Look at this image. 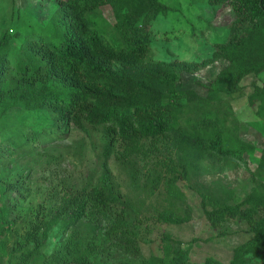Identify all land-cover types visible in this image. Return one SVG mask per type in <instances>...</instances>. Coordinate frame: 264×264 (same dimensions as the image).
<instances>
[{
  "label": "trees",
  "instance_id": "obj_1",
  "mask_svg": "<svg viewBox=\"0 0 264 264\" xmlns=\"http://www.w3.org/2000/svg\"><path fill=\"white\" fill-rule=\"evenodd\" d=\"M7 1L20 18L4 20L6 28L0 33V124L12 107L47 109L58 120L74 119L82 128V119L92 125H114L128 141L173 135L191 148L241 160L248 168L244 155H252L255 145L239 137L236 117L224 96L247 75L264 70V0H208L211 6L223 4L224 13L234 18L227 39L215 43L211 57L199 63L148 58L146 26L157 14L168 12L161 0ZM104 5L114 13L113 24L102 15ZM215 67L213 77L199 78V69L211 73ZM187 74L195 76L191 87ZM248 102L264 123V86L255 85ZM13 127L2 131L0 166L7 157L36 152L40 144L51 141L54 131ZM103 152L110 153V143ZM257 162L251 173L259 182L250 193L235 203L211 200L213 208L205 210L214 225L229 219L245 221L250 237L234 247L229 262L207 257L200 264H264V140ZM23 181H0V234L15 233L20 237L13 247L22 239L27 247L12 264H107L95 260L93 243L67 254L60 248L49 256L41 252L53 226L67 232L82 217L87 202L100 208L110 246L123 250L113 264H189L187 246L168 235L162 237L161 255L147 258L139 251L125 218L127 201L115 188L106 164L90 192L82 189L67 195L64 190L56 208L36 209L35 226L22 235L19 230L32 220L16 208L20 195L10 192H20ZM169 185L171 192L172 182Z\"/></svg>",
  "mask_w": 264,
  "mask_h": 264
},
{
  "label": "rangeland",
  "instance_id": "obj_2",
  "mask_svg": "<svg viewBox=\"0 0 264 264\" xmlns=\"http://www.w3.org/2000/svg\"><path fill=\"white\" fill-rule=\"evenodd\" d=\"M161 2L168 5V12L157 14L146 26L151 61L199 63L211 57L215 43L227 39L228 25L234 17L224 13L223 4L211 6L208 0ZM10 5L7 0H0V33L6 28L4 20L20 18ZM101 10L103 17L113 24L112 9L104 5ZM137 26L145 27L140 23ZM215 70L217 67L210 73L201 68L197 74L207 81ZM194 77L185 76L188 86H193ZM255 85L264 86V70L247 75L233 93L224 96L236 117L239 137L255 145L252 155H244L248 168L241 160H225L191 148L173 135L128 141L111 124L92 125L82 119V128L74 119L58 120L47 109L34 112L10 108L1 119L0 131L13 126L25 132L54 129L51 141L40 144L36 152L7 157L9 160L0 166L2 183L15 178L24 180L20 192H10L13 197H16L14 191L20 195L16 208L32 220L29 226L19 230L20 234L35 226L32 214L40 206L56 208L62 202L59 200L64 190L67 195L82 189L90 192L106 164L115 188L127 201L125 218L145 257L161 255L162 237L168 235L187 246L189 264L203 263L207 257L229 262L234 247L250 237L249 225L238 219L214 225L207 219L205 210L213 208L211 200L228 203L242 200L259 182L251 171L261 154L264 123L248 102ZM196 88L200 94H206L205 89ZM107 143L110 153L105 155ZM100 213V208L87 202L82 217L67 232L60 225L53 226L41 252L49 256L60 248L67 254L69 250L78 251L93 243L95 260L113 264L123 250L108 243V225ZM19 237L6 230L0 234V264H12L25 252L24 239L13 247Z\"/></svg>",
  "mask_w": 264,
  "mask_h": 264
},
{
  "label": "clouds",
  "instance_id": "obj_3",
  "mask_svg": "<svg viewBox=\"0 0 264 264\" xmlns=\"http://www.w3.org/2000/svg\"><path fill=\"white\" fill-rule=\"evenodd\" d=\"M0 133H1V134H0V138H1V135H2V131H0Z\"/></svg>",
  "mask_w": 264,
  "mask_h": 264
}]
</instances>
